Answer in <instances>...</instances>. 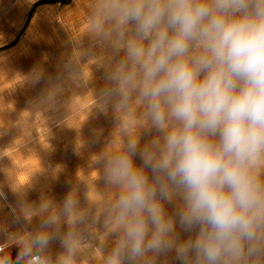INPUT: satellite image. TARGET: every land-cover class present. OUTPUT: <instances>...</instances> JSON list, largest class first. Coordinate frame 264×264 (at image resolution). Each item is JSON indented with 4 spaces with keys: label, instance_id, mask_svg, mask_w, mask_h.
Here are the masks:
<instances>
[{
    "label": "clouds",
    "instance_id": "1",
    "mask_svg": "<svg viewBox=\"0 0 264 264\" xmlns=\"http://www.w3.org/2000/svg\"><path fill=\"white\" fill-rule=\"evenodd\" d=\"M74 2L55 75L37 64L13 78L45 82L14 126L35 124L51 150L48 113L64 101L82 122L110 116L111 130L77 140L78 156L102 147L62 202H29L19 175L15 203L0 187V264H264V0ZM24 143L0 160L15 164Z\"/></svg>",
    "mask_w": 264,
    "mask_h": 264
},
{
    "label": "rangeland",
    "instance_id": "2",
    "mask_svg": "<svg viewBox=\"0 0 264 264\" xmlns=\"http://www.w3.org/2000/svg\"><path fill=\"white\" fill-rule=\"evenodd\" d=\"M75 6L74 0H0V119L10 128L8 134L0 137V149L16 138L25 141L20 151L14 154L15 164L7 158L0 160V187L4 188L11 203H15V198L7 189V182L18 175L31 181L26 197L29 202L38 203L42 193L57 203L62 202L71 188L68 181L78 180L77 170H82L87 179L91 170L90 155L102 147V144L90 143L78 156L74 152L77 140L90 142L93 129H103L104 136L111 130L110 116L82 122L79 111H67L64 101L57 106V112L48 113L54 134L49 141L51 150L39 142L35 124L25 128L14 126L20 112L28 107V101L45 87V82L35 87L17 85L13 82L14 76L28 73L37 64L45 68L47 75H55L58 62L66 52L68 38L59 18L66 16ZM76 19L75 15L69 16L68 22L75 23ZM100 75L97 73L98 84ZM9 103L15 104V111L7 110ZM27 132L31 133V138ZM135 163H140L138 158ZM57 165L62 166L59 172L56 171ZM5 216L11 220L7 206L3 205L0 206V218ZM8 250L15 258L18 249L13 246ZM51 250L55 254L61 249L54 243Z\"/></svg>",
    "mask_w": 264,
    "mask_h": 264
},
{
    "label": "crops",
    "instance_id": "3",
    "mask_svg": "<svg viewBox=\"0 0 264 264\" xmlns=\"http://www.w3.org/2000/svg\"><path fill=\"white\" fill-rule=\"evenodd\" d=\"M9 223H10V221L8 219V216H5L4 219H3V217L0 218V224H9ZM11 230L15 231V230H17V227L13 226Z\"/></svg>",
    "mask_w": 264,
    "mask_h": 264
}]
</instances>
